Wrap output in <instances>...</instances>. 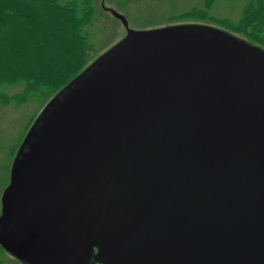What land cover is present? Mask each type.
Returning <instances> with one entry per match:
<instances>
[{
	"label": "water",
	"instance_id": "obj_1",
	"mask_svg": "<svg viewBox=\"0 0 264 264\" xmlns=\"http://www.w3.org/2000/svg\"><path fill=\"white\" fill-rule=\"evenodd\" d=\"M52 96L0 199L24 264H264V49L131 29Z\"/></svg>",
	"mask_w": 264,
	"mask_h": 264
},
{
	"label": "trees",
	"instance_id": "obj_2",
	"mask_svg": "<svg viewBox=\"0 0 264 264\" xmlns=\"http://www.w3.org/2000/svg\"><path fill=\"white\" fill-rule=\"evenodd\" d=\"M95 1L0 0L1 108L18 109L30 101L45 105L87 65L93 50L88 29L98 18ZM115 1L123 9L122 0ZM215 2L203 0L166 20L213 24L264 47V0H247L236 23L213 16ZM14 87L21 89L11 96L2 92ZM2 254L0 248V264Z\"/></svg>",
	"mask_w": 264,
	"mask_h": 264
},
{
	"label": "rangeland",
	"instance_id": "obj_3",
	"mask_svg": "<svg viewBox=\"0 0 264 264\" xmlns=\"http://www.w3.org/2000/svg\"><path fill=\"white\" fill-rule=\"evenodd\" d=\"M215 1L212 15L221 19H229L236 23L241 17V12L247 0ZM202 2L203 0H122L119 1V4L124 5V7L120 9L115 0H96L95 8L98 18L93 26L88 29L93 50L87 65L125 35V29L118 20L114 19L107 12L108 9L111 8L122 14L126 18L129 28L143 30L151 25L163 26L166 23V25L180 24L179 22L169 23L166 19L180 15L193 7H200ZM208 25L216 26L213 24ZM226 31L239 38H243L229 30ZM245 40L250 42L247 39ZM250 43L264 49L263 46L257 43ZM19 88L21 89V87L5 88L2 92L11 96L17 93ZM43 107V103H39L38 101H30L18 109L11 106L7 108L0 107V199L9 178L14 157L12 150L14 147L19 146L28 127L34 122ZM2 258L3 262L1 264H24L8 254H2Z\"/></svg>",
	"mask_w": 264,
	"mask_h": 264
}]
</instances>
